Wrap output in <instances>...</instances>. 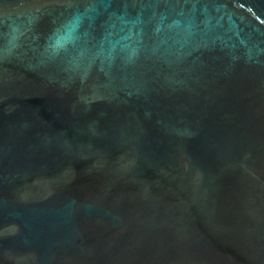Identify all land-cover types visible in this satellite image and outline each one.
Returning a JSON list of instances; mask_svg holds the SVG:
<instances>
[{"label": "water", "instance_id": "1", "mask_svg": "<svg viewBox=\"0 0 264 264\" xmlns=\"http://www.w3.org/2000/svg\"><path fill=\"white\" fill-rule=\"evenodd\" d=\"M0 264H264V0H0Z\"/></svg>", "mask_w": 264, "mask_h": 264}]
</instances>
